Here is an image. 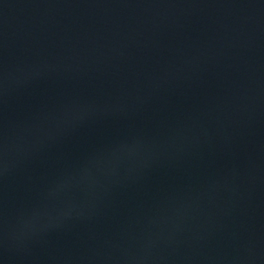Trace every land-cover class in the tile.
<instances>
[{
	"label": "water",
	"instance_id": "obj_1",
	"mask_svg": "<svg viewBox=\"0 0 264 264\" xmlns=\"http://www.w3.org/2000/svg\"><path fill=\"white\" fill-rule=\"evenodd\" d=\"M0 264H264V0H0Z\"/></svg>",
	"mask_w": 264,
	"mask_h": 264
}]
</instances>
